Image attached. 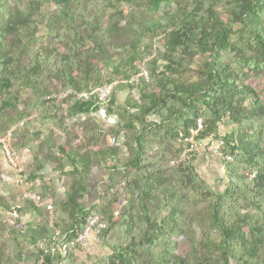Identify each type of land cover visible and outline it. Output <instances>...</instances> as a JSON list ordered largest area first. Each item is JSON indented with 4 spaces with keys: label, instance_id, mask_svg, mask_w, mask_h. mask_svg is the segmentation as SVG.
<instances>
[{
    "label": "trees",
    "instance_id": "16d2710c",
    "mask_svg": "<svg viewBox=\"0 0 264 264\" xmlns=\"http://www.w3.org/2000/svg\"><path fill=\"white\" fill-rule=\"evenodd\" d=\"M68 89L88 97H50ZM198 119V136L220 133L230 157L220 159V191L196 171L195 155L179 159L178 138ZM75 124L80 135L66 140ZM7 132L18 160L30 148L18 184L40 183L37 201L11 207L0 196V264L26 263L30 213L51 230L31 264H79L63 246L93 213L107 252L89 264H264V0H0ZM48 164L60 187L43 178ZM95 171L107 183L89 205Z\"/></svg>",
    "mask_w": 264,
    "mask_h": 264
},
{
    "label": "built area",
    "instance_id": "2783aa9c",
    "mask_svg": "<svg viewBox=\"0 0 264 264\" xmlns=\"http://www.w3.org/2000/svg\"><path fill=\"white\" fill-rule=\"evenodd\" d=\"M108 92V88L104 85L97 88L95 91L96 99L100 102H104L107 99ZM71 94L73 95L72 99L74 100L88 97L87 93H79L71 89L57 92L50 95V97L61 99ZM101 113L104 116L103 111H101ZM110 119L111 121H114V118ZM200 128L201 120L198 119L197 127L195 129H189L186 134H180L178 143L182 146V151L180 153L179 159L185 158L187 154L203 153L216 156L226 161H230V157L223 151V140L220 133H213L205 137H199L198 135ZM12 141V134L10 132L0 135V149L7 164L15 171L16 181L18 183L19 173L23 171V168L20 166L16 152L12 146ZM116 142L117 139L114 136L109 138L110 145H114ZM175 163L176 160L170 161V164ZM252 176L253 174L250 175V177ZM26 197L31 198L35 201L38 200V196L31 192H27ZM103 228L104 223L102 221V218L98 214L93 213L87 215L78 235L70 240L67 246H63V249L65 250L67 248L68 250H72L74 252H89L93 248V246L99 244L101 231Z\"/></svg>",
    "mask_w": 264,
    "mask_h": 264
},
{
    "label": "crops",
    "instance_id": "0c3cea01",
    "mask_svg": "<svg viewBox=\"0 0 264 264\" xmlns=\"http://www.w3.org/2000/svg\"><path fill=\"white\" fill-rule=\"evenodd\" d=\"M49 123V122H48ZM47 125V123H44ZM42 125V128L46 125ZM44 132L46 133V128H44ZM30 148L26 147L22 151V156L19 160L20 166L25 170V168L31 163L32 158L31 154L28 151ZM197 160H202L203 164H206V169L211 170L213 163L216 164L218 173H220L223 178V170L220 162V158L209 155V154H199ZM208 162L210 164H208ZM212 163V164H211ZM44 179L49 181V184L53 186L60 187V183L58 181V173L55 172L53 168V164H48L45 169L41 172ZM91 177V176H90ZM90 179V178H89ZM40 181L35 180L33 183L26 184L21 188V186L16 181V173L15 171L7 164L3 153L0 149V196L3 197L11 207L19 206L22 203V200L26 197L27 192H31L36 189L39 185ZM94 187L92 191L96 188V183L93 180H89V186ZM26 188V189H25ZM91 192V191H89ZM88 192V194H89ZM98 195V194H97ZM95 198L91 204L96 202ZM23 222L26 224V233L28 237L32 238L33 242L38 240H44L45 237L51 234V230L45 224V222L36 216L35 214H26L23 216Z\"/></svg>",
    "mask_w": 264,
    "mask_h": 264
},
{
    "label": "rangeland",
    "instance_id": "374dc122",
    "mask_svg": "<svg viewBox=\"0 0 264 264\" xmlns=\"http://www.w3.org/2000/svg\"><path fill=\"white\" fill-rule=\"evenodd\" d=\"M25 3H26L25 1H22V7L25 5ZM217 10H218V12L223 13V11L225 10V5L223 4V2H221V1L218 2ZM183 79H186V80L188 79L189 80V79H191V77H190V75L186 74V75H184ZM56 84H58V83H56L55 81H53V84H50L49 85L48 90L49 91L50 90L51 91L54 90L53 88L54 87H57ZM257 86H258V88H260L261 87V84H259ZM126 94H127L126 91L120 92L117 95V103H122L123 100H124V98L126 97ZM131 94H132V97L136 99L137 93L135 91H133V92H131ZM8 112L10 113V116L13 115V112L12 113L10 111H8ZM96 118L97 117H94L91 120L94 122V121H96ZM100 120L106 121L108 124L109 123L110 124H114L116 122V119H114V121H111L110 118H105L102 115L101 112H100ZM44 123H47V125L44 124ZM44 123L39 122V123H37V125H39L41 129L44 130V128H46V131H49V128H50L51 125L48 122H44ZM43 124L46 125V127L44 126L42 128V125ZM75 126H76V124H75ZM101 130H104V129L101 128ZM222 131H224V129L221 130V133H222ZM48 133L50 134V132H48ZM51 135H52V138H53V140L55 142H60L61 143V142L64 141V139L63 138H60L59 136H56V135H53V134H51ZM77 135H80L79 134V126H76L75 129H74V131L72 133H70V134L67 135L66 140L69 139V141H72V139H74ZM109 138H110V136H107L106 137V142L110 146V144H109ZM82 140L83 139L81 138L80 141H78V142L80 144H82ZM191 154H193V155L196 156V159L194 161V165H195L196 171L199 173V175L202 178H204L205 181L207 183H209V185L213 189H215L217 191L222 190V188H223V178L221 177L222 175L220 173H218V169H217L216 164L213 163V165H211L212 169L209 171V170L206 169V164H203L202 163V160L201 161L200 160H197V158H198V156H199L200 153H197V154L196 153H191ZM191 154H187L185 156V158H187L188 156L190 157ZM208 164H210V163L208 162ZM90 176H91L90 179L93 180V182L96 183V185H95L96 188H95L94 191H92V189L94 188L92 186V183L89 186L88 192L91 191L88 194V204L89 205H90V203H92V201L95 198L97 199V197H98L97 194H100V192H102L104 190V188L106 187V183H107L106 182V171H95ZM0 189H1V187H0ZM112 190H114V189H112ZM112 190H110V191L113 192ZM114 208H116L118 211H120L121 208H122V205H115ZM26 227L27 226H25V236L28 237L27 236V233H26ZM41 242H42V240H38L36 242H33L32 241V243H31V245L29 247L28 255L25 258V260H26L25 261L26 262L25 264H31L32 263V261H33L32 256H36V252L34 250V246H40ZM180 248L182 250H185V246L184 245H182V246L180 245ZM106 252H107L106 247L103 246L101 244V242H99V244L93 246V248L89 252H75V255H76V258H77V261H78L79 264H89L88 259H87L88 256H101V255L105 254Z\"/></svg>",
    "mask_w": 264,
    "mask_h": 264
}]
</instances>
